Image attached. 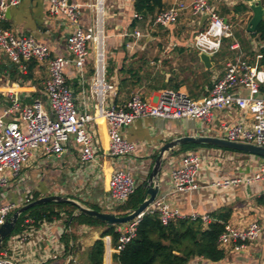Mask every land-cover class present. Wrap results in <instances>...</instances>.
<instances>
[{"label": "crops", "instance_id": "crops-1", "mask_svg": "<svg viewBox=\"0 0 264 264\" xmlns=\"http://www.w3.org/2000/svg\"><path fill=\"white\" fill-rule=\"evenodd\" d=\"M70 1L79 6L81 12L79 23L84 27H89L95 18L96 0ZM174 1L176 0H163L164 9ZM208 1L219 16L231 25L235 21L237 23V21L244 20L243 30L240 31L243 32L245 38L249 39L251 33L246 30V26L252 16L248 6L250 0ZM257 1L264 8V0ZM244 7L246 10H243ZM236 8L240 9L238 13L235 11ZM103 14L107 78L116 87V96L112 101L118 106H122L132 93H138L143 99L152 101L162 90L172 89L171 86H178L177 90L187 93L192 99H200L206 94L211 80L220 76L223 70L219 66L221 61L215 63L216 56L212 58L213 67L206 69L200 62L198 53L192 48V39L179 41L176 38L184 28L200 29L202 17L195 20L185 13L175 25L168 28L156 27L165 31L169 36L163 41L157 39L156 28L149 27L150 19L135 20L133 18V1L131 0H104ZM5 26L18 36L32 37L39 45L46 46L51 56L66 54L65 38L72 31V27L65 19L49 15L47 0H22L18 6L8 10ZM138 26H142L143 29H139ZM134 30L140 31L145 37L134 40L130 37ZM249 42L251 50L256 53L260 43L254 39H250ZM233 51L235 58L241 54L242 50L239 47ZM92 72V57L89 56L81 75L69 64L64 69V76L76 104L88 113L95 114L97 103L90 92ZM47 77L46 62L31 63L27 72L21 74L0 52V114L9 105V99L13 95H18L27 104L36 99L44 100L43 87ZM156 86L165 89H153ZM240 116L237 111L225 114L214 112L211 124L213 131L210 135L218 134L214 125L218 126L220 121L233 123L238 121ZM98 120L99 118H96V122L90 125L99 142V150L94 162L81 163L74 144L69 153L60 157H43L36 153L30 157L31 162L25 170L28 172L23 177H28L30 188L33 192H39V198L48 196L52 191L49 195L67 197L86 208H96L97 211L122 215L117 212L120 205L109 198L106 190V182L112 172L116 170L128 172L134 179L136 187L143 186L149 177L159 149L166 142L184 136L207 135L199 130L200 124L197 121L137 119L130 126L123 128L121 132L122 136L134 145L133 154L115 158L104 155L108 148L107 125L104 120ZM182 146L164 154L159 175V193L156 199H163L171 208L178 209L184 215L207 214L212 218L214 213L230 208L231 215L228 224L242 228L251 221H257L261 228L256 240L243 251L235 252L227 249L226 258L223 261L213 263L202 258H195L188 264H264V207L257 206L254 202V198L264 192V186L255 185L250 189L240 187L228 190L207 187L215 180L234 174L235 169L225 168L226 160H233V163L239 164V159L243 155L215 148L182 150ZM189 152L200 154L201 166L198 172L200 188L190 192H174L170 179L171 171L179 168L181 157ZM43 158H54L58 163V168L53 172L47 171L41 176L32 171L29 175V171L32 168L36 169ZM246 159L250 162L249 172L252 173L261 159H252L247 156ZM13 182L20 183L19 181ZM7 187L0 189V207L12 203L16 205L14 209L16 210L23 206L26 198L29 199L28 193L30 192L25 189L26 187L23 186L20 189H8ZM65 230L63 219L31 225L24 224L22 230L14 235L26 232V239L17 243L8 239L3 250H6L19 264L58 262L62 264L63 261L67 264L69 260L65 257L67 254L60 241ZM70 231L77 238L71 260L74 264H81L79 262L81 254L99 238L103 229L80 225L73 230L72 228L67 230V232Z\"/></svg>", "mask_w": 264, "mask_h": 264}, {"label": "built area", "instance_id": "built-area-1", "mask_svg": "<svg viewBox=\"0 0 264 264\" xmlns=\"http://www.w3.org/2000/svg\"><path fill=\"white\" fill-rule=\"evenodd\" d=\"M47 1L49 15L62 17L72 27L65 38L66 54L63 56H51L49 49L36 43L32 37L18 36L8 29L5 26L6 12L18 6L22 0H0V52L21 74L27 72L31 63L46 62L48 68L43 87L44 100L36 99L27 104L18 95H13L9 105L0 114V189L19 177L22 167L35 153L43 157H60L69 153L74 144L81 163L94 162L99 142L90 125L96 122V118H103L107 125L108 148L104 155L108 157L121 158L133 154L134 145L121 132L137 119L197 121L199 130L211 136L214 112L225 114L237 111L241 116L236 122L220 121L218 126L214 125L218 134L213 137L236 143L264 145V65L260 64L263 56L260 52H256L252 60L243 59L240 55L228 60L220 76L211 80L206 94L200 99H192L179 90L166 89L152 101L132 93L122 106H118L112 101L116 96V87L107 78L104 0L95 1V18L89 27L79 23L81 12L77 4L70 0ZM185 13L195 20L206 16L202 27L192 38V48L198 54L202 52L213 58L221 50L222 40L233 38L231 23L220 17L208 0H176L156 13L150 23L154 27L168 28L175 25ZM133 18L143 20L135 13ZM130 37L139 40L145 35L134 30ZM234 49H239L236 42L230 47V50ZM89 56L92 57L93 66L90 92L97 103L95 114L88 113L76 104L64 76V69L69 64L81 75ZM200 166V154L189 152L183 155L179 168L170 174L173 191L199 189ZM235 170L231 176L215 180L207 187L228 190L264 186V159L252 173L241 172L237 167ZM136 189L134 179L124 171L112 172L106 182L109 198L119 205L125 204ZM28 203L30 198L24 200L23 206ZM15 208L16 205L12 203L0 207V225ZM146 214L157 216L164 226L184 218L200 220L203 225L214 221L207 214L184 215L163 199H155L135 219L118 225L116 231L119 236L115 246L111 245L109 236L103 238V264H113L112 255L119 253L135 237L137 225ZM44 222L47 221L40 223ZM24 224L31 225L34 221L27 218ZM260 230L257 221H251L242 228L227 223L219 235L218 245L225 251L241 252L256 240ZM25 233L10 236L9 240L13 243L25 240ZM0 264L19 262L6 250H1Z\"/></svg>", "mask_w": 264, "mask_h": 264}, {"label": "trees", "instance_id": "trees-1", "mask_svg": "<svg viewBox=\"0 0 264 264\" xmlns=\"http://www.w3.org/2000/svg\"><path fill=\"white\" fill-rule=\"evenodd\" d=\"M163 9V0H133V12L145 20L152 19L156 13ZM243 10H246V7H244ZM235 11L238 13L240 9L236 8ZM250 39H254L260 43L257 52L263 54L260 64L264 65V21H261L257 25L254 33L249 34V39L243 36L242 31L233 33V38L223 39L222 48L218 54H216L215 58H217V60H214L215 63L228 58L234 59L235 52L230 50V47L235 42L238 43L240 50L247 53L250 58H253L255 52L250 48ZM171 88L172 90H177L178 86H171ZM153 89L161 90L165 88L156 86ZM196 148L220 149L213 146L195 144H185L181 147L182 150ZM220 150L242 154L252 159H264L263 157L242 152L230 151L227 149ZM144 193L145 190L143 186L138 187L127 202L120 205L117 212L123 215L130 210L136 209L143 201ZM38 198L39 195H36L30 202ZM254 202L257 206L264 207V194L255 197ZM93 209L97 210L96 208ZM14 211H12V213ZM230 215L231 209L227 208L214 213L212 215L214 221H211L207 225H203L200 220L184 218L164 226L157 216L146 214L137 225L135 237L126 244L119 253L112 255V261L115 264H188L189 261L195 258H202L213 263L223 261L226 258V252L219 247L218 238L223 232L225 224L228 223ZM27 218L32 219L35 224L42 221L50 222L54 218L63 219L66 230L62 233L60 241L65 248L66 254L71 246L74 249L77 241L72 231L67 232L68 229L80 225L102 228L103 231L99 238L95 240L86 251V264H103V238L109 236L111 238V245L115 246L119 236L116 231L118 226H109L104 222L81 214L74 205L56 202L36 205L23 212L19 216L10 236L22 230L24 221ZM9 237L4 240L0 252L4 249L6 240H8ZM67 264L74 263L72 260H69Z\"/></svg>", "mask_w": 264, "mask_h": 264}, {"label": "water", "instance_id": "water-1", "mask_svg": "<svg viewBox=\"0 0 264 264\" xmlns=\"http://www.w3.org/2000/svg\"><path fill=\"white\" fill-rule=\"evenodd\" d=\"M248 6L252 12V16L247 23L246 30L249 33H254L257 25L262 21L264 17V8L260 5L259 1L257 0H250L248 2ZM205 19L206 16H202L201 24ZM198 58L206 69H211L213 67L212 55H207L201 52L198 54ZM185 144L213 146L220 149L242 152L264 158V145L256 146L252 144L236 143L213 136H184L171 140L169 142H166L159 149L155 157L149 177L146 180V182L143 184V188L145 190L144 199L136 209L130 210L123 215H116L114 213L101 212L94 209L86 208L80 205L79 203H77L76 201L64 196H57V195L44 196L18 208L7 218V220L2 225H0V248L4 240L8 238L13 232L19 216L26 210L40 204H45L50 202L68 203L76 206L77 211L79 213L94 218L100 222H104L109 226L123 225L132 221L137 216H139L150 204H152V202L156 199L159 193V175L164 160V154L170 153L174 149ZM72 252H73V248L71 246L66 255L68 260H71Z\"/></svg>", "mask_w": 264, "mask_h": 264}, {"label": "rangeland", "instance_id": "rangeland-1", "mask_svg": "<svg viewBox=\"0 0 264 264\" xmlns=\"http://www.w3.org/2000/svg\"><path fill=\"white\" fill-rule=\"evenodd\" d=\"M243 22H244V20L241 21V22H238L237 21V23L235 21V23L232 24L233 25V32L234 33L235 32H239L240 30H243V27H244L242 25ZM138 27H140L139 29H143L142 26H138ZM149 27H152L153 28L154 26H152L151 23H149ZM156 30H157L156 36L158 35L157 39L163 40V41L165 39H168L167 37H169V36L166 34L165 31L159 30L158 28H156ZM197 31H199V29L196 28V27L195 28L194 27L193 28L192 27H187V28H184V30L176 38L179 41L180 40L181 41L182 40L183 41L184 40L185 41H188V40H191L193 38L194 34ZM240 57L243 58V59H247V60H250L251 59L249 57V55L247 53H245L244 51H241ZM228 60H230V59H227L225 62L221 61L220 64H219V66L221 68H224L225 63ZM31 159L32 158H29L28 159L27 163L22 167L21 172L19 174V177L14 180V181H19L20 183H16L15 184L13 181H10L7 188L8 189H20L21 187L24 186V187H26L25 189L30 192V193H28L29 194V198L30 199H33L34 196L38 195L39 192H37V191H34L33 192V190L30 188V183L28 182L29 181L28 180V177H26V178L23 177L28 172V171L25 172V170L28 168V165L31 162ZM226 163L227 164L225 165V168L230 169V170L231 169H236V167L237 168H240V171L241 172H244V173H248L251 170V168H250L251 167L250 162L246 159L245 156L244 157L243 156L240 157L239 164L238 163H233V160H226ZM57 166H58V163H57V161L54 158H52V159L43 158V159H41V161H39L38 165L36 166V169H33L32 168V170L29 171V175H30L31 171H32V173L33 172L38 173V176L45 175L47 171H52L53 172L54 170H56L58 168ZM39 168H42V169H39ZM51 193H52V191H50L49 194H51ZM49 194H48V196H50ZM73 229L74 228H72V230ZM79 262L81 264H86V251H83V254H81V256L79 258ZM58 263H60V262H58ZM58 263H54V264H58ZM62 264H64V261L62 262Z\"/></svg>", "mask_w": 264, "mask_h": 264}, {"label": "bare ground", "instance_id": "bare-ground-1", "mask_svg": "<svg viewBox=\"0 0 264 264\" xmlns=\"http://www.w3.org/2000/svg\"><path fill=\"white\" fill-rule=\"evenodd\" d=\"M100 120H103V118H99V120H98V121H100Z\"/></svg>", "mask_w": 264, "mask_h": 264}]
</instances>
